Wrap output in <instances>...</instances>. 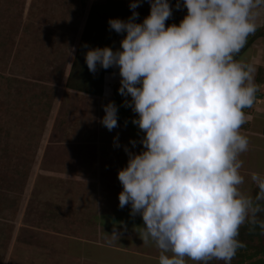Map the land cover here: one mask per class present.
Listing matches in <instances>:
<instances>
[{"label":"clouds","instance_id":"obj_1","mask_svg":"<svg viewBox=\"0 0 264 264\" xmlns=\"http://www.w3.org/2000/svg\"><path fill=\"white\" fill-rule=\"evenodd\" d=\"M147 2L141 22L135 11L141 0H131L127 19L108 20L123 34L118 48L84 53L91 73L97 66L118 70L117 91L143 133L139 152L124 147L118 206L140 215L139 237L159 250L158 264H186L185 258L231 264L246 246L240 228L264 231V174L250 173L254 195L244 190L239 158L248 150L240 128L259 90L257 68L236 59L257 29L255 10L264 0H178L175 7L182 3L186 12L168 25L169 0ZM102 108L100 123L111 131L118 126L117 105Z\"/></svg>","mask_w":264,"mask_h":264},{"label":"rangeland","instance_id":"obj_2","mask_svg":"<svg viewBox=\"0 0 264 264\" xmlns=\"http://www.w3.org/2000/svg\"><path fill=\"white\" fill-rule=\"evenodd\" d=\"M105 1L0 0V264H158L159 250L139 237L140 215L118 206L124 147L139 152L143 133L118 121L107 130L98 96L65 87L88 10ZM141 6L149 8L147 0ZM262 33L243 50L259 38L264 44ZM248 118V133L240 130L248 150L239 158L242 187L253 194L250 173L264 174V119ZM255 232H244L246 253L264 247V231ZM257 256L251 264L264 263ZM242 259L236 254L231 264Z\"/></svg>","mask_w":264,"mask_h":264},{"label":"trees","instance_id":"obj_3","mask_svg":"<svg viewBox=\"0 0 264 264\" xmlns=\"http://www.w3.org/2000/svg\"><path fill=\"white\" fill-rule=\"evenodd\" d=\"M177 3L178 0H169V5L172 7V16L165 22L166 25L172 23L178 24L184 16L186 9L182 6V3L181 7L177 9L175 7ZM131 11L132 10L130 8L125 7L124 3L121 4L120 0H106L104 3L91 4L66 77V88L92 96H100L102 94L103 75L104 73L111 71L113 67L103 69L97 66V71L95 73H91L85 63L84 53L88 48L92 47L108 46L113 48L115 38L120 34H117L109 28L108 20L110 18L122 19L126 13L128 14ZM135 11L139 14L137 17H140V19L143 20V18L148 15L149 8L136 9ZM258 30L261 29H256V31ZM117 109L120 112V115L117 116V121L125 124L126 122L123 121V118L121 117V109L118 106ZM244 124L241 128H245L243 127ZM125 125L132 130L137 129V126L134 124L129 125L126 123ZM257 190L258 189L255 187L253 194H255ZM260 216L261 219H264V213H261ZM252 228L256 229V235L261 233V229L258 227L244 225L240 228L238 239L246 245L237 253V255H241L242 258L246 256L245 251L248 248V242L243 239L244 232ZM263 249L264 247L256 252H253L252 255L256 256L259 253L264 254V252H262Z\"/></svg>","mask_w":264,"mask_h":264},{"label":"crops","instance_id":"obj_4","mask_svg":"<svg viewBox=\"0 0 264 264\" xmlns=\"http://www.w3.org/2000/svg\"><path fill=\"white\" fill-rule=\"evenodd\" d=\"M131 0H126L125 1V7L130 8L129 4H130ZM143 8L140 4V6L136 9H141ZM256 12V18H255V23L257 24V29L258 28H263L264 27V8H259L255 10ZM131 13V12H129ZM125 14L122 19H127L128 17L131 16V14ZM130 15V16H129ZM142 20L140 19V17L136 18V22H141ZM123 34L117 35L114 41V46L113 49H116L119 47V42L120 39L122 38ZM249 45L246 47L245 50H243V48L241 49L240 53L237 55L236 59L238 60H242V57H246L245 60L248 63H252L257 67V71L256 72H262L263 74H259V76L256 77L257 80V85L259 86V90L256 93V103L259 104V106H261L264 102V70H260L259 68H263L264 69V44L263 42H261V39H256L254 41H252L251 43L248 42ZM252 49L254 55L251 56L250 58V50ZM247 50V51H246ZM248 58V59H247ZM259 69V70H258ZM119 73L118 70L116 68H112L111 71L104 73L103 75V84H102V94L98 97H96V105L97 106H102L106 103H108L109 101L114 102L119 108L121 107V117L123 118V121H125L126 123L128 122V118H133L135 116V113L132 112V110L128 107L123 106V102L126 99L125 97H122L118 91L117 88L119 87ZM70 90V89H69ZM76 93V92H74ZM127 99H130V97H128ZM256 105H252L251 106V114L247 113L245 114L246 118V123L244 124L243 127L245 128H240V130H245L243 131L244 133H248L247 129L249 128L250 125V120L248 117H250V115L257 117V120L259 119H264V107H255ZM125 123V124H126ZM122 124V126L126 127L128 130H130L125 124ZM131 131V130H130ZM133 132H141L138 128L133 130ZM249 248V245H248ZM247 248V249H248ZM245 259L243 260H239L237 261V263H232V264H243L242 262L245 261V264H251L250 263V257H253L254 255H252L253 253H245ZM258 255H264L263 253H259ZM255 257H258L257 255Z\"/></svg>","mask_w":264,"mask_h":264}]
</instances>
